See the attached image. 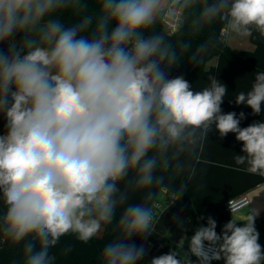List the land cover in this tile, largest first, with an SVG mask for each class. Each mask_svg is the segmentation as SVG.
Instances as JSON below:
<instances>
[{"label":"clouds","instance_id":"9594fccd","mask_svg":"<svg viewBox=\"0 0 264 264\" xmlns=\"http://www.w3.org/2000/svg\"><path fill=\"white\" fill-rule=\"evenodd\" d=\"M197 6L200 22L219 19L236 34L264 37V0H0V43L7 42L0 49V237L22 245V264H55L51 250L63 237L87 244L108 226L116 235L99 264H137L145 248L128 239L155 230L146 190L162 185L157 169L173 161L179 168V157L213 125L220 137L234 133L242 142L236 164L264 177V122L241 128L244 112L223 113L227 88L215 77L194 92L164 70L177 54L151 30L165 20L180 25ZM69 10L66 25L59 17ZM235 103L261 113L264 71ZM141 191L144 202L129 204ZM256 215L232 218L221 234L208 217L183 252L187 261L172 250L150 264H193L191 256L198 264H261Z\"/></svg>","mask_w":264,"mask_h":264},{"label":"trees","instance_id":"16d2710c","mask_svg":"<svg viewBox=\"0 0 264 264\" xmlns=\"http://www.w3.org/2000/svg\"><path fill=\"white\" fill-rule=\"evenodd\" d=\"M207 2L211 3L212 0ZM91 10L90 8L89 11ZM199 11L198 6L189 9L174 32H169L164 22L158 23L151 30L163 34L166 42L172 45L177 54V63L170 68L165 67L164 70L169 78L182 76L190 83L194 92L202 91L209 85V77H215L227 88L221 105L223 113L236 112L239 116L240 112H244L246 118L241 121V128L253 122H264V105L260 114H253L250 107L235 103L237 93L249 91L255 74L264 71V37L253 30L249 39L255 48L236 50L226 39L221 38V31L227 25L219 19L210 23L200 22ZM59 18L67 25L72 19V13L69 10ZM213 58H217V64L208 67V62ZM5 125L6 118L0 114V133L6 132ZM242 147V142L236 140V134L229 133L222 138L213 125L207 137L199 139L193 150L179 157V168L173 161V166L157 169V175L163 178V183L146 190L153 194V198L148 202L149 206L158 198L163 187L175 193L183 186L186 188L184 194L180 199L176 197L174 201L187 211L189 224L182 246L170 244L164 239L156 256L169 253L172 247L180 254L182 260L187 261V257L180 251L188 250L189 240L196 228L206 227L207 218L212 217L217 222L216 232L221 234L223 226L233 218L227 209V201L264 181V177L248 173L245 165L236 164L234 157L244 155ZM146 191L131 194L128 203L144 202ZM122 211L123 207L118 209L117 220ZM113 223L115 224V221ZM255 227L260 234L258 242L264 249V216L255 217ZM115 235L113 226H108L101 236L93 238L87 244L76 240L73 235L65 236L51 250L56 257L55 264H99V253ZM146 238L134 236L128 239V243L140 246ZM69 247L71 251L66 250ZM190 259L193 264H198L195 256ZM22 261V245L13 246L0 237V264H22ZM261 264H264V261Z\"/></svg>","mask_w":264,"mask_h":264},{"label":"crops","instance_id":"0c3cea01","mask_svg":"<svg viewBox=\"0 0 264 264\" xmlns=\"http://www.w3.org/2000/svg\"><path fill=\"white\" fill-rule=\"evenodd\" d=\"M244 36L246 37L245 41H243V35L232 32L231 40L227 42L236 50L255 48V45L249 39L250 35ZM14 39L21 41L23 39V34H17ZM215 60L216 61L210 66L208 65V67L215 66L217 64V58H215ZM2 134L3 133H0V135ZM161 194H159L158 198L163 202V207L156 216L157 219L154 232L146 238L143 244L146 254L143 259H141L142 264H150L151 259L160 251L164 239L170 244L178 246H182L186 240L185 230L189 224L187 211L175 201L168 200ZM242 194H247L249 196L250 204L232 214L233 219L238 221L247 220L248 215L254 214V212L257 213L256 217L264 216V181Z\"/></svg>","mask_w":264,"mask_h":264},{"label":"built area","instance_id":"2783aa9c","mask_svg":"<svg viewBox=\"0 0 264 264\" xmlns=\"http://www.w3.org/2000/svg\"><path fill=\"white\" fill-rule=\"evenodd\" d=\"M165 23L168 25L169 32H174L178 28V24L176 22H174V21L165 20L164 21V24ZM227 35H228V29L225 27L221 31V38L227 40ZM160 194L163 195L164 197H166V199L171 200V201H174V199L176 198V196L174 195V193L173 192H169L166 187H163L161 189ZM249 204H250V198H249V196L247 194H241L239 196L230 198L227 201V204L226 205H227L228 211L230 213L234 214V213L238 212L239 210H241L242 208L246 207ZM151 207L154 210L155 215L157 216L158 213L161 211V209L163 207V202H161V200L159 198H157L156 200L153 201ZM206 246H207V244H206ZM172 250H173V248L170 247V251H172ZM180 252L182 254H184L183 252H186V250L185 249H181ZM212 262H217L219 264H225V262H224L223 259H221L219 261H215L214 260ZM137 264H142L141 263V260L138 261Z\"/></svg>","mask_w":264,"mask_h":264},{"label":"rangeland","instance_id":"374dc122","mask_svg":"<svg viewBox=\"0 0 264 264\" xmlns=\"http://www.w3.org/2000/svg\"><path fill=\"white\" fill-rule=\"evenodd\" d=\"M164 25H165V27L168 29V25H167L166 23H165ZM226 28L228 29L227 41H230V40H231V37H232V31H231L227 26H226ZM230 31H231V33H230ZM245 38H246V37L243 35V41L246 40ZM241 39H242V38H241ZM240 45H241V44H240ZM215 61H216L215 58L212 59L211 61L208 62V65L210 66V65L213 64Z\"/></svg>","mask_w":264,"mask_h":264},{"label":"water","instance_id":"95a60500","mask_svg":"<svg viewBox=\"0 0 264 264\" xmlns=\"http://www.w3.org/2000/svg\"><path fill=\"white\" fill-rule=\"evenodd\" d=\"M0 48H7V42L0 43Z\"/></svg>","mask_w":264,"mask_h":264}]
</instances>
